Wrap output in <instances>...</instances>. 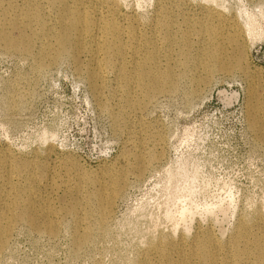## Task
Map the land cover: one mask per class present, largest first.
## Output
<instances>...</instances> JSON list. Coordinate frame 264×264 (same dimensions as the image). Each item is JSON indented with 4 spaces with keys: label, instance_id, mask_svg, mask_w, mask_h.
<instances>
[{
    "label": "rangeland",
    "instance_id": "374dc122",
    "mask_svg": "<svg viewBox=\"0 0 264 264\" xmlns=\"http://www.w3.org/2000/svg\"><path fill=\"white\" fill-rule=\"evenodd\" d=\"M116 1L119 12L143 29L156 9L192 21L202 16L204 7L221 9L238 21L245 64L264 75V0ZM192 39L188 58L197 56V41ZM184 55L180 50L168 54L180 59ZM31 62L0 45V155L9 152L15 162L49 166L57 181L78 175L99 181L110 169L112 173L135 165L127 131L131 125L137 130L141 123L146 128L140 135L143 148L136 151L157 157L140 158L145 169L127 174L105 223L96 225L81 248L75 247L72 220L65 214L58 219L54 236L17 222L0 252V264H135L150 238L159 233L172 237L185 233L188 243L197 230L209 227L225 241L239 220L252 218L259 208L264 213V143L248 124L249 86L240 71L214 72L199 87L195 82L204 75L202 68L192 62L172 63L175 88L116 122L76 74L70 59L37 70ZM112 85L109 80L101 99L108 107L116 106L109 95ZM255 91L263 93L258 87ZM42 190H36L37 200ZM61 193L58 189L54 195L57 207ZM180 208L188 209L184 215L188 220L181 218L184 222L178 216ZM166 211H174L173 220H166ZM174 219L182 225L173 227ZM263 222L257 225L262 227Z\"/></svg>",
    "mask_w": 264,
    "mask_h": 264
},
{
    "label": "bare ground",
    "instance_id": "6f19581e",
    "mask_svg": "<svg viewBox=\"0 0 264 264\" xmlns=\"http://www.w3.org/2000/svg\"><path fill=\"white\" fill-rule=\"evenodd\" d=\"M0 7L4 8L0 11V45L5 50L24 54L36 70L64 57L70 59L76 74L85 80L98 104L108 109L116 122L134 116L157 94L175 88L172 63L192 62L202 68L204 75L195 82L196 86L214 72L240 71L249 86L248 124L264 143V75L261 69L252 70L245 64L238 21L221 9L204 7L202 16L193 21L156 9L148 28L143 29L139 22L119 12L116 0H88V3L4 0ZM192 38L197 41L198 51L196 57L188 58ZM176 50L185 55L181 59L168 56ZM109 80L113 84L109 95L115 107L101 101ZM256 87L263 93H256ZM195 89H192L194 93ZM140 124L137 130L130 124L127 131L134 147L129 154L135 159V165L112 173L110 169L99 181L81 175L57 181L49 166L15 162L9 152L0 155V252L17 222L39 234L54 236L62 214L72 220L75 247L89 241L96 225L102 226L108 218L114 198L123 191L127 174L142 173L145 163L141 157H157L156 153L136 151L143 148L140 135L146 130ZM40 187L43 195L37 200L36 190ZM58 189L62 192L59 207L54 198ZM186 210L180 208V219H187ZM164 213L167 219L163 218L172 219L171 211ZM254 216L239 220L225 241L218 240L209 227L197 230L188 243L184 232L176 238L169 233L154 235L155 238L146 240L147 245L135 264H264V222L262 227L257 225L264 220V213L259 208ZM175 219L173 227L176 228L183 220Z\"/></svg>",
    "mask_w": 264,
    "mask_h": 264
}]
</instances>
